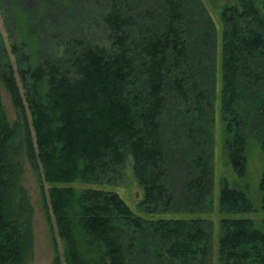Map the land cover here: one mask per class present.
Instances as JSON below:
<instances>
[{
    "label": "trees",
    "instance_id": "trees-1",
    "mask_svg": "<svg viewBox=\"0 0 264 264\" xmlns=\"http://www.w3.org/2000/svg\"><path fill=\"white\" fill-rule=\"evenodd\" d=\"M96 1L105 5L108 44L67 43L56 56L62 61L48 57L31 64L15 42L22 59L17 68L0 54V81L23 116L9 119L0 90V264H25L31 245L29 220L21 217L29 206L22 198L20 209L15 201L20 188L14 168L23 149L40 177L60 251L57 264H211L214 243L206 217L150 219L107 184L123 176L130 161L141 189L139 205L152 212L170 208V136L195 121L202 133L212 134L210 114L218 103L227 160L245 175L246 124L264 121V2L225 3L218 25L199 0ZM190 6L205 13L207 25H195L194 35L201 31L198 36L205 33L210 41L190 39ZM175 109L171 133L165 115ZM261 130L264 156V125ZM199 144L204 150L201 139ZM191 152L200 191L213 168L201 152ZM258 189L264 211V170ZM219 207L239 213L220 219V263L264 264V224L243 215L255 210L247 191L225 182Z\"/></svg>",
    "mask_w": 264,
    "mask_h": 264
},
{
    "label": "rangeland",
    "instance_id": "rangeland-1",
    "mask_svg": "<svg viewBox=\"0 0 264 264\" xmlns=\"http://www.w3.org/2000/svg\"><path fill=\"white\" fill-rule=\"evenodd\" d=\"M199 1L219 25L221 24V8L225 3L234 0ZM192 2L193 0H190V3ZM104 7L103 3L96 0H0V54L5 53L17 68L22 59L20 60L21 53L15 46V42L25 47L27 53L25 59L31 64L48 57L62 61V58L56 56H60L63 50L66 52L65 44L67 43L73 47L79 46L78 44L86 45V43L108 44L110 38L107 24L103 19ZM190 7L187 19L189 27L192 28L190 39L194 41L199 38L204 39L206 34L198 36V33L201 32L198 31L195 36L193 28L196 27L195 25L198 27L203 25L207 28V25H204L205 21L202 22L205 13L197 6ZM204 40L210 41L209 39ZM219 44L220 40L216 50L218 71L221 70ZM199 46L203 48L207 44L199 43ZM66 63L69 64V60ZM0 90L9 119L23 121V116L13 102L10 91L2 81H0ZM177 102L179 108H182L184 100L181 99ZM218 105L219 103L216 111L210 114L213 124L210 130L212 134L202 133L201 127H196L201 125L197 121L192 125L193 128L183 125L179 126L178 131L175 132L173 128L177 127L178 118L175 113L177 108L172 111V114L165 115L166 120L169 117L167 121L169 128H167L171 133L174 132V136L170 137L174 141L172 144L174 153L171 161L173 159L175 164L172 163L169 183L174 191L175 200L170 208L157 209L152 212L139 205L141 189L134 177L130 161L123 169V176L120 175L119 179L107 184V187L118 190L131 203L135 212L144 217L150 219L163 216L206 217L214 243L211 264H221L217 249L220 219L224 216L239 215L238 212H225L219 207L220 190L225 182L229 185L243 187L247 191L254 202L255 210L243 213V215L252 217L259 225L264 224V211L261 209L258 189V182L264 170V156L258 135L262 132L261 127L264 125V121L259 119L256 121L255 118H251L250 122L246 124L248 160L245 175H239L227 160L223 144L225 125ZM189 115L191 116L192 113ZM200 139L204 142V150L203 147H200ZM191 151L201 152L205 159L209 163L211 162L213 168L210 178L200 191H195L197 183L193 179L196 177L194 173L199 169V166L195 161L196 158L191 157ZM19 156L20 164L16 165L14 169L21 190L19 189L17 192L15 201L20 209L23 208L20 205L22 198L25 200L23 204L29 206L26 210H21V217L29 220L31 231V245L25 258V264H57L55 257L59 250L54 242L53 229L47 218L39 174L32 166L25 149L20 152ZM84 185L86 184L81 186ZM197 194L198 198L195 197ZM61 248L60 244V250Z\"/></svg>",
    "mask_w": 264,
    "mask_h": 264
}]
</instances>
